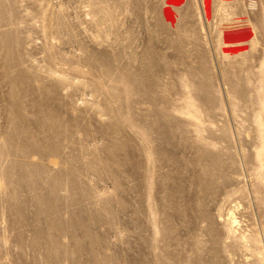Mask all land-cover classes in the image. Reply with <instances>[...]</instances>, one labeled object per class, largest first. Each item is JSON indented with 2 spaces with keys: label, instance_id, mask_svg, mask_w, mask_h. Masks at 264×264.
I'll use <instances>...</instances> for the list:
<instances>
[{
  "label": "rangeland",
  "instance_id": "rangeland-1",
  "mask_svg": "<svg viewBox=\"0 0 264 264\" xmlns=\"http://www.w3.org/2000/svg\"><path fill=\"white\" fill-rule=\"evenodd\" d=\"M169 1L0 0V159L47 141L60 181L48 254L0 185V264H264V0L238 52L210 1Z\"/></svg>",
  "mask_w": 264,
  "mask_h": 264
},
{
  "label": "bare ground",
  "instance_id": "bare-ground-1",
  "mask_svg": "<svg viewBox=\"0 0 264 264\" xmlns=\"http://www.w3.org/2000/svg\"><path fill=\"white\" fill-rule=\"evenodd\" d=\"M177 1L178 0H170L167 3L166 8L170 13H172L174 9L177 8ZM209 1L212 5L215 6L214 12H212L214 13L215 18L217 16L216 19L218 21L216 22L215 28L218 31V34L220 36H226L229 40L228 42H222V39H219L218 42L214 40L216 45H213V51H222L227 43H234L236 46L238 45L236 47V51L238 52L240 48H242L241 46L244 43L242 41V26L240 22L242 14L241 3L239 2V0H201L205 7L203 9L204 11L208 9ZM229 52L230 54L233 53V51L231 52L230 50ZM206 93L207 98H209V91H207ZM15 95L16 90L12 89L10 92V96L15 97ZM36 109L38 110V108H35V112H37ZM46 115L47 117H45L44 119L42 116H40L42 122L41 127L47 124V122L52 119V117H50L47 113ZM49 150L55 157L57 156L58 150L50 148L47 141L30 145L29 148H23L20 145L14 146L9 141H7L4 145V151L2 152V156L0 159V185L6 186L9 183L13 182L14 176L12 175V169L15 168L16 177L14 182L35 197L34 203L33 201H31V205L33 206V215L36 219L34 220V224L32 225L31 229H29V239L27 241H24V237L19 235L18 243L19 245L23 244V246H27L32 251L38 252L40 249H42L46 251L47 254L52 251L51 249L57 243V237H59L60 235V229L58 228L54 220V208L57 203V192L60 189V181L53 169V160L50 156ZM47 152L49 153V156H44V154ZM18 154H22L26 159L33 158L34 156L38 158L39 155V157H46L47 160L46 162H41L40 165H35L33 169L28 170L26 169L24 159L17 158ZM40 169L43 170L45 178L41 177L40 181L37 183L36 175L38 174ZM43 187L47 188V190H44ZM257 194L260 195V192ZM8 197L12 201H14L11 207V215L13 217V220L9 225L13 224L15 226H18L20 229L25 228L29 224V222H27L22 209L24 208V206H26L27 202L25 200H17V196L12 192L9 196H7V198ZM205 217H207V215L201 212L199 218L205 219ZM38 223L41 224V226L45 227V229L37 228L36 224ZM47 254H44L43 256V264H49V256ZM13 264L15 263L13 262Z\"/></svg>",
  "mask_w": 264,
  "mask_h": 264
}]
</instances>
